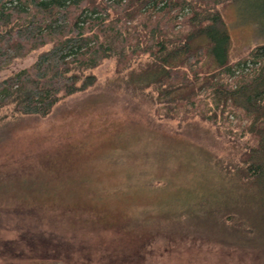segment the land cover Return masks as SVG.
<instances>
[{"label": "rangeland", "instance_id": "obj_1", "mask_svg": "<svg viewBox=\"0 0 264 264\" xmlns=\"http://www.w3.org/2000/svg\"><path fill=\"white\" fill-rule=\"evenodd\" d=\"M223 15L232 61L264 44V0H235ZM37 52L15 58L0 79ZM117 66L103 61L95 84L49 115L4 126L0 264H264L261 251L220 244L188 218L191 201L227 191L217 169L250 142L246 118H162L158 105L123 90L116 80L128 70Z\"/></svg>", "mask_w": 264, "mask_h": 264}, {"label": "trees", "instance_id": "obj_2", "mask_svg": "<svg viewBox=\"0 0 264 264\" xmlns=\"http://www.w3.org/2000/svg\"><path fill=\"white\" fill-rule=\"evenodd\" d=\"M234 1L0 0V71L38 51L0 79V139L8 120L47 116L90 88L91 71L111 58L128 70L116 80L123 90L162 118L216 123L238 110L250 142L217 169L227 191L191 201L188 218L220 244L264 254V44L231 60L223 12Z\"/></svg>", "mask_w": 264, "mask_h": 264}]
</instances>
